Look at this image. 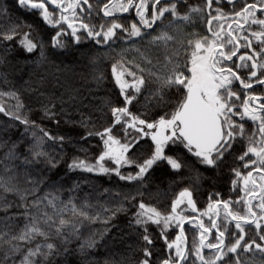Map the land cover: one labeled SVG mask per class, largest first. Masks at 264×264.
Here are the masks:
<instances>
[{
	"label": "snow or ice",
	"instance_id": "obj_1",
	"mask_svg": "<svg viewBox=\"0 0 264 264\" xmlns=\"http://www.w3.org/2000/svg\"><path fill=\"white\" fill-rule=\"evenodd\" d=\"M17 2L22 8L38 10L45 24L59 29L51 37L53 48L67 46L63 37L69 32L64 25L70 29V36L77 45L82 38L109 47L116 39L132 44L143 41L146 45L145 51L140 48L135 51L151 67L135 61L125 62L126 50L117 53L119 59L112 63L111 75L122 100L108 99L104 105L110 112L108 125L102 131L87 130L81 137L87 140L95 135L102 142L95 163L74 159L68 165L70 169L115 175L121 181L143 184L146 174L158 163H166L179 175L190 164L218 169L229 157L233 158L231 186L237 195L235 200L223 199L220 193H213L209 195L206 209L201 211L192 191L185 188L172 201L168 214L142 199L134 205L136 211L130 226L143 229L140 233L143 241L141 255L135 264H153L154 240L149 225L160 229V238L168 250V254L159 259V264H242L239 250L246 253L255 246L257 251L264 253V243L257 242V238L264 242V0H204L202 6L192 5L189 0H95V8L91 0ZM181 8L186 9L183 14ZM133 10L134 17L129 19ZM94 12L102 21L98 26L93 22ZM0 15L6 16L7 9H0ZM194 16L207 22L206 34L192 32L185 35L183 27L176 23L179 20L194 24ZM165 19H168L166 24ZM19 29L20 25L13 24L0 33V38L12 41L18 36L24 51L31 54L39 49L44 57L43 42L34 41L30 32L21 34ZM148 29L151 31H145ZM153 48L165 53L163 64L159 60L153 64L147 56L146 53ZM126 77H131V82ZM104 79L103 73L96 77L97 83ZM149 84L155 85L150 89L153 98L150 107L156 109L151 118L139 110L132 111ZM0 96L17 100V111H8L0 105V113L18 120L25 125L26 131L30 126L35 127L34 122L19 114L23 105L14 92H0ZM45 113L48 114V109ZM249 121L250 134L246 129ZM81 125L87 129L83 121ZM40 132L54 143L65 140L64 136L54 137L42 128ZM144 138H150L151 144L146 149L147 154L138 157L136 152ZM33 140L35 143L30 149L33 160L39 163L40 158H45L55 168L56 161L48 158L35 133ZM237 145H240L239 151ZM180 148L184 151L180 152ZM9 156L14 157V153ZM106 161L114 167L106 166ZM125 167L136 171L125 175L121 171ZM13 179L9 177L0 181L5 210L11 206L8 194L16 195L20 201L26 200L11 182ZM137 194L143 196L139 190ZM42 199H47V206L56 209L55 197L48 199L46 195L33 201L36 214L18 235L6 241L9 247L4 251L3 264H8L10 256L17 254L21 256L19 264H59L52 257L69 252L66 245L70 237L79 239L74 224H71V232L65 234L70 221L61 217L54 235L65 245L63 251L59 245L49 242L53 236L40 226L41 222L50 228L56 222L47 212H41L39 204ZM125 199L131 203L136 196L125 194ZM185 203L187 207L178 211ZM20 206L24 207L23 204ZM188 210L196 215H185ZM115 211H124L123 206ZM72 212L92 219L83 209L77 210L75 205ZM23 215L27 218V211ZM173 223L179 232L170 240L167 230ZM186 223L198 230L193 236L191 249L187 246ZM253 230L254 235L249 238L248 234ZM37 237L42 238V242H37ZM33 243L34 247L31 246ZM22 245H28L26 252ZM94 246L95 240L88 238L80 243V251Z\"/></svg>",
	"mask_w": 264,
	"mask_h": 264
},
{
	"label": "trees",
	"instance_id": "obj_2",
	"mask_svg": "<svg viewBox=\"0 0 264 264\" xmlns=\"http://www.w3.org/2000/svg\"><path fill=\"white\" fill-rule=\"evenodd\" d=\"M91 2L95 8V0ZM189 2L192 5L204 4V0ZM0 9H7L6 16L0 15V33L7 31L13 24H18L21 34L30 32L34 41L44 44V57H41L39 49L31 54L24 51L19 45L18 36L12 41L0 38V92H14L23 105L19 109V114L35 124V127L30 126L26 131L25 125L18 120L0 113V181L13 177L11 182L26 197V200L20 201L16 195L8 194L11 206L5 210L4 194L0 192V264H3L4 251L9 247L6 241H11L12 236L18 235L24 226L30 223L31 216L36 214L33 201L46 195L48 199L56 198L55 210L47 206V199H42L39 204L41 212H47L56 222L51 228L41 222L40 226L53 236L49 242L59 245L63 251L65 245L54 235L55 226L59 224L61 217L70 221L69 227L65 229L66 235L72 230L71 224L76 225L79 233V239L70 237V242L66 245L69 249L67 254L52 257V260L59 261V264H135L141 255L143 241L140 233L143 229L130 226V221L136 211L134 205L141 199L162 213L168 214L172 201L185 188L192 191L200 210L206 209L209 195L213 193H220L223 199L237 198L231 186V179L234 178L231 172L234 166L232 157L218 169H210L198 163L194 166L187 165L179 175L166 163H158L146 174L143 184L136 181H121L115 175L87 172L79 168L70 169L68 165L74 159H85L89 163H95L102 142L95 135L87 140L81 137L87 130L102 131L103 127L108 125L110 112L104 107L108 99L122 100L119 88L111 75V65L119 59L117 53L122 49L126 50L125 62L135 61L141 66L151 67L146 65L135 51V48L145 51V42L137 41L132 44L116 39L109 47L82 38L81 43L77 45L70 36V29L64 25V29L69 32L68 36L63 37L67 46L53 48L51 37L59 29L45 24L38 10L22 8L17 0H0ZM185 11L186 9L181 8V14ZM93 16V22L98 26L102 21L95 16V12ZM132 17L133 13L129 19ZM168 19H165V24ZM193 19L198 30L207 31L206 21L202 22L198 16H194ZM176 23L183 27L185 35L191 33L194 26L192 22L177 20ZM29 25L31 27H28ZM155 34L153 32V35ZM146 54L152 59L153 64H156L157 60L160 64L165 62V53L162 49L153 48ZM128 66L131 67L130 64ZM101 73L105 79L97 83L96 77ZM126 79L131 82V77ZM154 87L155 85L149 84L144 88L138 102L132 107L133 112L139 110L149 118L155 114L156 109L150 107L153 102L150 89ZM259 91L258 88L257 92ZM16 104V99L0 96V105L6 110L17 111ZM45 109H48V114L45 113ZM81 121L87 125V129L81 125ZM41 128L54 137L64 136L65 140L63 142L57 140L54 143L43 137ZM246 129L250 134L252 130L250 121L246 123ZM129 132L135 135L132 130ZM33 133L42 141L43 150L48 158L56 161L55 168H52L45 158H40L39 163L33 160L30 151L35 143ZM119 134L123 135L122 132ZM150 144V138H144L136 156L146 155V149ZM237 150H240V145H237ZM179 151L184 150L180 148ZM10 153H14V157L10 158ZM189 159L194 160L191 157ZM105 164L114 167L110 161H106ZM5 168L8 171H5ZM121 171L127 175L130 172L134 174L136 169L125 167ZM25 189L29 191L24 192ZM137 190L142 192L143 196L138 195ZM125 194L135 195L136 200L130 203L125 199ZM21 204L24 207H21ZM73 205L77 210L83 209L92 219L74 215ZM121 205L124 211H115ZM25 211L28 213L27 218L23 215ZM205 222L207 223V219ZM49 224H52V221H49ZM167 231L169 239L173 240L179 229L172 226ZM197 231L191 224H185L189 249ZM149 233L154 240L152 261L153 264H159V259L166 256L168 250L160 238V229L157 226L149 225ZM248 235L251 238L254 230ZM88 238L95 240V246L80 251V243ZM37 242H42V238L37 237ZM257 242L264 243L258 238ZM31 246L34 247L35 244ZM27 247L28 245H22V250L26 252ZM239 251L242 264H264V253L257 251L255 246L246 253L242 249ZM205 253H208L207 249ZM20 258L19 254L10 256L8 264H19Z\"/></svg>",
	"mask_w": 264,
	"mask_h": 264
},
{
	"label": "rangeland",
	"instance_id": "obj_3",
	"mask_svg": "<svg viewBox=\"0 0 264 264\" xmlns=\"http://www.w3.org/2000/svg\"><path fill=\"white\" fill-rule=\"evenodd\" d=\"M192 30H191V33L192 32H199V33H201V34H206V32L205 31H200V30H198L197 28H196V25L194 24V26L191 28ZM178 196V195H177ZM177 198V197H176ZM175 198V199H176ZM187 207V205H186V203L184 204V205H181L180 206V209H178V211H180V210H183V209H185ZM201 211H203V210H201ZM184 214L185 215H192V216H194V215H196L195 213H191V211L190 210H188V211H186V212H184ZM204 219H207V217H205ZM172 226H174L175 228H176V226H175V224L173 223V225ZM176 229H178V228H176ZM174 239H175V237H174ZM206 250V249H205Z\"/></svg>",
	"mask_w": 264,
	"mask_h": 264
},
{
	"label": "flooded vegetation",
	"instance_id": "obj_4",
	"mask_svg": "<svg viewBox=\"0 0 264 264\" xmlns=\"http://www.w3.org/2000/svg\"><path fill=\"white\" fill-rule=\"evenodd\" d=\"M206 12H207V10H206ZM132 13H133V15H134V10L132 11Z\"/></svg>",
	"mask_w": 264,
	"mask_h": 264
}]
</instances>
